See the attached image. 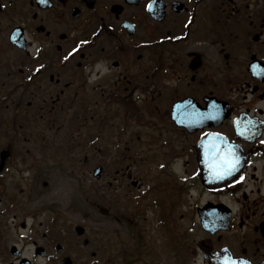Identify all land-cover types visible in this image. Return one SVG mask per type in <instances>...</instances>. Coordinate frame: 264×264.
Here are the masks:
<instances>
[{
	"label": "flooded vegetation",
	"instance_id": "1",
	"mask_svg": "<svg viewBox=\"0 0 264 264\" xmlns=\"http://www.w3.org/2000/svg\"><path fill=\"white\" fill-rule=\"evenodd\" d=\"M0 15L24 44L0 62V264H264V0ZM198 159L243 171L205 188Z\"/></svg>",
	"mask_w": 264,
	"mask_h": 264
},
{
	"label": "rangeland",
	"instance_id": "2",
	"mask_svg": "<svg viewBox=\"0 0 264 264\" xmlns=\"http://www.w3.org/2000/svg\"><path fill=\"white\" fill-rule=\"evenodd\" d=\"M2 16L0 15V62L2 61V83L4 82L6 75L8 72L13 71L15 67V60L19 56L17 52L12 50L8 44H6L3 39L6 38V34L2 37ZM94 163H102V166L109 168V175L113 177L114 170L122 168L124 169L127 164H132V167L137 170V177L140 175L139 173L147 168L144 161H126V162H115V161H102V162H89L91 166L94 165ZM147 163V162H146ZM89 168V166H88ZM91 168V167H90ZM143 175H145L144 172H142ZM91 176L87 175V184H90ZM94 198H92L93 200Z\"/></svg>",
	"mask_w": 264,
	"mask_h": 264
},
{
	"label": "water",
	"instance_id": "3",
	"mask_svg": "<svg viewBox=\"0 0 264 264\" xmlns=\"http://www.w3.org/2000/svg\"><path fill=\"white\" fill-rule=\"evenodd\" d=\"M15 40L17 41V39H15ZM15 44H17V43H15ZM97 173H98V171H97ZM201 179L203 180V182H204V184H205L206 181H207V177H206V176H202Z\"/></svg>",
	"mask_w": 264,
	"mask_h": 264
},
{
	"label": "snow or ice",
	"instance_id": "4",
	"mask_svg": "<svg viewBox=\"0 0 264 264\" xmlns=\"http://www.w3.org/2000/svg\"><path fill=\"white\" fill-rule=\"evenodd\" d=\"M75 51V50H74ZM69 55H71V53H69ZM65 59H68V57L66 56Z\"/></svg>",
	"mask_w": 264,
	"mask_h": 264
}]
</instances>
